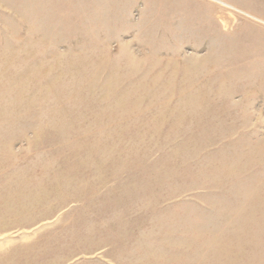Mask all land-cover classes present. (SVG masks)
Returning <instances> with one entry per match:
<instances>
[{"label": "rangeland", "instance_id": "1", "mask_svg": "<svg viewBox=\"0 0 264 264\" xmlns=\"http://www.w3.org/2000/svg\"><path fill=\"white\" fill-rule=\"evenodd\" d=\"M222 1L0 0V264H264V0Z\"/></svg>", "mask_w": 264, "mask_h": 264}, {"label": "bare ground", "instance_id": "2", "mask_svg": "<svg viewBox=\"0 0 264 264\" xmlns=\"http://www.w3.org/2000/svg\"><path fill=\"white\" fill-rule=\"evenodd\" d=\"M211 1H214V2H217V3H220V4H222V5H224V6H227V7H229V8H234V7H232V5H230V4H227L226 2H224V1H222V0H211ZM235 9V8H234ZM237 10V9H236ZM246 14V13H245ZM250 16V15H249ZM261 20V19H260Z\"/></svg>", "mask_w": 264, "mask_h": 264}]
</instances>
